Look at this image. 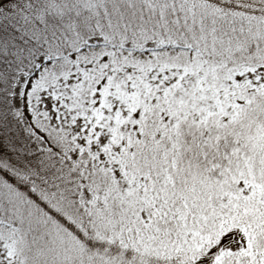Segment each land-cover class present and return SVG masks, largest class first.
<instances>
[{"label": "snow or ice", "instance_id": "obj_1", "mask_svg": "<svg viewBox=\"0 0 264 264\" xmlns=\"http://www.w3.org/2000/svg\"><path fill=\"white\" fill-rule=\"evenodd\" d=\"M0 264H264V0H0Z\"/></svg>", "mask_w": 264, "mask_h": 264}]
</instances>
